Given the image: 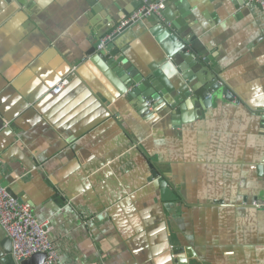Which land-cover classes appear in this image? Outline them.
<instances>
[{
    "label": "crops",
    "instance_id": "1",
    "mask_svg": "<svg viewBox=\"0 0 264 264\" xmlns=\"http://www.w3.org/2000/svg\"><path fill=\"white\" fill-rule=\"evenodd\" d=\"M139 5L0 0V183L59 264H264V9L170 0L95 49Z\"/></svg>",
    "mask_w": 264,
    "mask_h": 264
},
{
    "label": "built area",
    "instance_id": "2",
    "mask_svg": "<svg viewBox=\"0 0 264 264\" xmlns=\"http://www.w3.org/2000/svg\"><path fill=\"white\" fill-rule=\"evenodd\" d=\"M141 4L120 24L99 39L98 50H104L124 28L144 19L163 20V11L168 0H140ZM264 9V0H250ZM69 83L68 77L59 81L53 88L54 93L62 91ZM231 93V91L229 90ZM232 94V93H231ZM210 97V96H209ZM264 204V203H263ZM0 225L12 241V256L17 264L35 253L45 252L43 264H59L60 257L50 236L52 224L49 220H39L33 213L32 206L18 200L0 183ZM98 264V263H93Z\"/></svg>",
    "mask_w": 264,
    "mask_h": 264
},
{
    "label": "water",
    "instance_id": "3",
    "mask_svg": "<svg viewBox=\"0 0 264 264\" xmlns=\"http://www.w3.org/2000/svg\"><path fill=\"white\" fill-rule=\"evenodd\" d=\"M140 1V0H139ZM169 1L170 0H168L167 1V4L169 3ZM148 2L150 3L151 2V0H148ZM140 4H141V1H140ZM132 12H130L128 15H130ZM128 15H126V16H128ZM154 20H155V18H154ZM143 20H140V21H137L136 23H141ZM149 21V20H148ZM136 23H133V24H136ZM158 23H159V21H158ZM133 24H131V25H133ZM130 25V26H131ZM130 26H128V27H130ZM128 27H126V28H124L123 29V31L122 32H124ZM173 27L174 28H176L177 26H176V24H174L173 25ZM166 29L168 30V32L170 33L171 32V27H166ZM121 32V33H122ZM167 32V31H166ZM163 37H166V35L164 34L163 35ZM175 37H177V41H176V45L177 46H179V47H183L182 45H181V43H179L178 41L180 40V37L178 36V35H176ZM98 44H99V41L97 42V44L95 45V49H96V47L98 46ZM167 49V52H168V55L170 56V57H174V55H173V52H174V48H171V47H168V48H166ZM183 50H185V47H183L182 48ZM179 52V51H178ZM103 54V53H102ZM179 55H180V53H178ZM191 56V55H190ZM103 59L104 58H106L105 56H103L102 57ZM176 55H175V57L173 58V60H175L176 61ZM134 78H136L138 81L142 78L140 75H137V76H134ZM183 78L186 80V82L187 83H189L190 84V76H186V75H184L183 76ZM150 82H149V81ZM148 80H146L145 82L147 83V85H150V86H152L157 92H161L160 93V95H162V93H163V91L160 89V87L158 86V84L156 83V80L154 81V79H153V77H149L148 78ZM219 83V82H218ZM207 84V83H206ZM220 84V83H219ZM213 85L214 84H212V85H210L209 87H207L206 85L205 86H203L201 89H200V91H196V93L197 94H199V95H201V96H203V97H209L210 96V94H212L211 93V91H210V89H212L213 88ZM219 87H222V85L220 84V85H218ZM223 92H224V95H225V97L227 98V99H229V100H232L233 101V97H232V94L229 92V89H228V87H226V86H223ZM149 99L150 100H153L154 99V97H153V94L152 95H150V97H149ZM262 119H263V123H264V115H263V117H262ZM260 171H261V176L262 177H264V163L262 164V167H260ZM163 185H165V184H167V183H162ZM4 186V185H3ZM7 188V187H6ZM259 200V198L257 199V201ZM263 207H264V205H263ZM7 237V234H6V232H5V230L3 229V227L0 225V238H3V239H5ZM11 240V239H10ZM12 242V241H11ZM12 254V252L11 253H8V255L4 258V264H17L16 262H15V260H14V258H13V256L11 255ZM46 258H47V254L45 253V252H39V253H35V254H33L32 256H30L29 258H26V259H23L22 261H21V263L20 264H43L45 261H46Z\"/></svg>",
    "mask_w": 264,
    "mask_h": 264
}]
</instances>
